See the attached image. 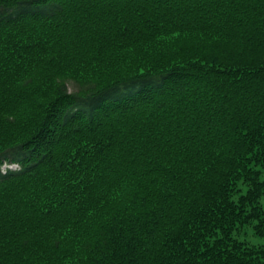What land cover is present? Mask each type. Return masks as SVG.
<instances>
[{
    "label": "trees",
    "instance_id": "1",
    "mask_svg": "<svg viewBox=\"0 0 264 264\" xmlns=\"http://www.w3.org/2000/svg\"><path fill=\"white\" fill-rule=\"evenodd\" d=\"M244 228L264 0H0V264H264Z\"/></svg>",
    "mask_w": 264,
    "mask_h": 264
},
{
    "label": "rangeland",
    "instance_id": "2",
    "mask_svg": "<svg viewBox=\"0 0 264 264\" xmlns=\"http://www.w3.org/2000/svg\"><path fill=\"white\" fill-rule=\"evenodd\" d=\"M66 85L68 87L69 92L77 91V87L72 82H67ZM238 236H239V239L246 240L249 243L254 244V245H263L264 244V240H260L254 236L251 228H244L241 231L240 235H238Z\"/></svg>",
    "mask_w": 264,
    "mask_h": 264
}]
</instances>
